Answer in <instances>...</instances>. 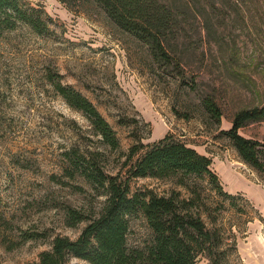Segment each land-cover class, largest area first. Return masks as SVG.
Instances as JSON below:
<instances>
[{
  "label": "rangeland",
  "instance_id": "374dc122",
  "mask_svg": "<svg viewBox=\"0 0 264 264\" xmlns=\"http://www.w3.org/2000/svg\"><path fill=\"white\" fill-rule=\"evenodd\" d=\"M167 1L184 12V35L174 46L179 65L158 63L147 44L93 0H20L25 8L44 9L50 32L38 34L26 23L0 29V264H34L56 236L77 238L88 219L69 225L72 209L88 217L102 212L103 188L72 160L126 179L143 153L126 165L130 148L167 133L212 153L224 189L236 195L227 197L206 180L191 182L198 189L192 193L173 177L132 178V191L178 190L198 199L208 228H219L223 242L217 262L200 255L197 264H264L263 175L220 132L238 109L264 106V0ZM49 73L96 105L120 147L103 142ZM205 94L221 105V123L205 111ZM241 133L264 141V121ZM152 235L139 214L128 245L143 248Z\"/></svg>",
  "mask_w": 264,
  "mask_h": 264
},
{
  "label": "trees",
  "instance_id": "16d2710c",
  "mask_svg": "<svg viewBox=\"0 0 264 264\" xmlns=\"http://www.w3.org/2000/svg\"><path fill=\"white\" fill-rule=\"evenodd\" d=\"M93 1L102 6L119 27L147 44L158 63L167 66L176 61L180 64L174 51L175 42L184 35L185 28L180 7L167 0ZM48 21L43 8H25L20 0H0V29L13 30L19 23H26L38 34H45L50 32ZM48 78L66 102L90 120L103 142L112 148L120 147L116 130L87 96L63 84L54 73H49ZM201 100L210 118L221 123L224 113L215 96L205 94ZM261 121H264V106L240 108L232 118L231 127L220 132L232 142L241 161L264 179V141L241 133L249 124ZM141 149L143 153L131 164L126 179L120 174L106 175L96 165L85 167L80 158L72 160V165L81 169L87 179L103 188L107 195L105 206L99 215L92 217L72 209L68 215L69 225L88 219L80 235L75 239L56 236L51 249L43 250L34 264H80L73 263V257L89 264H197L200 255L213 263L219 260L223 235L219 228H208L197 198L183 197L178 190H172L169 195H159L152 190L132 191L130 184L132 178L173 177L179 185L197 193V187L191 186V182L206 180L219 193L235 196L224 189L213 167V158L167 133L153 142L133 145L126 165ZM81 158L87 161L86 157ZM139 214L146 219L153 235L143 248L132 249L128 235L132 219Z\"/></svg>",
  "mask_w": 264,
  "mask_h": 264
},
{
  "label": "crops",
  "instance_id": "0c3cea01",
  "mask_svg": "<svg viewBox=\"0 0 264 264\" xmlns=\"http://www.w3.org/2000/svg\"><path fill=\"white\" fill-rule=\"evenodd\" d=\"M195 148H196V146H194ZM198 151H200L201 153H204V154H207V155H209V156H211L212 158H213V167H214V169L216 168L215 167V161H214V155L212 154V153H210V152H208V151H201V150H199L198 148H196ZM216 170V172H217V169H215ZM218 173V172H217ZM220 176V175H219ZM221 178V177H220Z\"/></svg>",
  "mask_w": 264,
  "mask_h": 264
}]
</instances>
